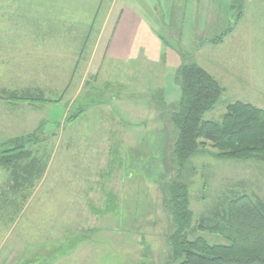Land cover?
<instances>
[{
  "label": "rangeland",
  "instance_id": "374dc122",
  "mask_svg": "<svg viewBox=\"0 0 264 264\" xmlns=\"http://www.w3.org/2000/svg\"><path fill=\"white\" fill-rule=\"evenodd\" d=\"M230 1L212 0L205 21L195 16L200 0L179 9L178 0H0V94L57 101L0 103V150L37 133L42 142L28 147L44 167L18 189L3 184L15 195L0 202L2 264H165L173 230L165 184L176 175L193 224L235 194L264 200V163L218 159L209 143L179 166L171 153L182 64L201 66L223 88L204 120L220 122L235 101L264 110V0ZM113 9L117 25L106 35ZM131 12L144 22L126 61H115ZM199 235L226 243L207 231L189 238Z\"/></svg>",
  "mask_w": 264,
  "mask_h": 264
},
{
  "label": "trees",
  "instance_id": "16d2710c",
  "mask_svg": "<svg viewBox=\"0 0 264 264\" xmlns=\"http://www.w3.org/2000/svg\"><path fill=\"white\" fill-rule=\"evenodd\" d=\"M239 0H231L230 6ZM240 13V12H239ZM233 30L225 29L210 40L213 44ZM180 97L170 114L174 127L172 154L179 165L193 155L204 152L207 143L217 150L215 157L230 160H254L264 163V110L247 102L235 101L226 106L220 122L203 119L220 99L223 88L201 66L182 64L177 69ZM8 103L35 106L47 102L42 92L10 91L0 94ZM83 113L77 112L68 121ZM42 142L37 133L15 137L2 144L0 166L9 171L12 187H21L39 178L44 167L33 156L29 145ZM165 206L172 216V232L167 236L170 254L165 264H264V200L247 193L235 194L212 215L193 224L188 186L178 175L165 184ZM218 234L225 244H210L202 236H189L195 231Z\"/></svg>",
  "mask_w": 264,
  "mask_h": 264
},
{
  "label": "crops",
  "instance_id": "0c3cea01",
  "mask_svg": "<svg viewBox=\"0 0 264 264\" xmlns=\"http://www.w3.org/2000/svg\"><path fill=\"white\" fill-rule=\"evenodd\" d=\"M196 1H199V0H196ZM178 2H179V4H177L176 6L179 9V7H181V3L184 2L186 4L188 2V0H178ZM200 2H202L200 5L203 8H205V9H204L203 12H201V14L199 13V15H198V12L196 10L195 11V16L197 18L203 17L205 19V21H207L211 17V11L209 12V10L213 7L212 0H200ZM198 3H195V4L197 5ZM114 7H115V5H114ZM114 9H113L112 14L110 15L108 24L106 26V32H107L106 35L111 32V28L115 29V25H117L116 24V20L114 21L113 18H112V15L114 14ZM183 14H185V13H183ZM183 14L180 16V19L183 18ZM126 21H128L127 22L128 25L126 27V30H124V32H123V39H122L123 45L120 48H118L117 50H115L114 53H112V52L110 53V55H112V57H113V60H115V61H123V60L126 61L125 59L128 58V55H129V52H130L128 50L129 49L128 45L132 42V40L134 38V33L136 34V32H137L136 30H138V27H140V25L144 22L143 19L138 15V13L134 14L132 12H131L130 18L126 19ZM211 39H213V38H210L208 40L209 43H211L210 42ZM99 43L101 44L102 42L100 41ZM101 55H102L101 59H103L104 55L103 54H101ZM0 103H5V101L4 100H0ZM17 104H19V103H17ZM22 104H25V103H22ZM11 105H13V104H11ZM5 180L6 181L1 180V182H0V202H1V200L5 199V195H8L10 197L15 195V192L13 190H12V192L6 194V189L3 187V184L4 183L10 184V176L6 177ZM10 186H11V184H10ZM12 188L13 189L14 188L18 189L20 187H12ZM11 253L14 254V249H12ZM11 253H10V255H12ZM11 257H13V255ZM11 259H12V261H15L13 258H11ZM2 262H4V261L1 260L0 263L2 264Z\"/></svg>",
  "mask_w": 264,
  "mask_h": 264
}]
</instances>
